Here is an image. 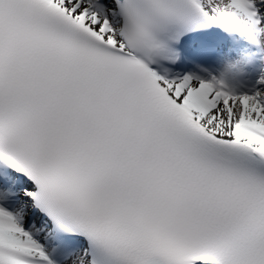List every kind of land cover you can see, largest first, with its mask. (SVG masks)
I'll list each match as a JSON object with an SVG mask.
<instances>
[{
	"label": "snow or ice",
	"instance_id": "6c2138e0",
	"mask_svg": "<svg viewBox=\"0 0 264 264\" xmlns=\"http://www.w3.org/2000/svg\"><path fill=\"white\" fill-rule=\"evenodd\" d=\"M0 264H264V0H0Z\"/></svg>",
	"mask_w": 264,
	"mask_h": 264
}]
</instances>
